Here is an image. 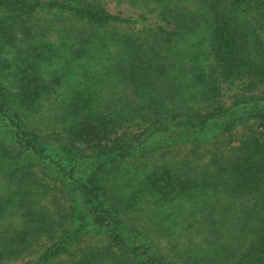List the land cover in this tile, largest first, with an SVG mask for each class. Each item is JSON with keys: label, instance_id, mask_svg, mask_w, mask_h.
I'll list each match as a JSON object with an SVG mask.
<instances>
[{"label": "trees", "instance_id": "16d2710c", "mask_svg": "<svg viewBox=\"0 0 264 264\" xmlns=\"http://www.w3.org/2000/svg\"><path fill=\"white\" fill-rule=\"evenodd\" d=\"M114 1L0 0V264H264V0Z\"/></svg>", "mask_w": 264, "mask_h": 264}, {"label": "rangeland", "instance_id": "374dc122", "mask_svg": "<svg viewBox=\"0 0 264 264\" xmlns=\"http://www.w3.org/2000/svg\"><path fill=\"white\" fill-rule=\"evenodd\" d=\"M105 6H106L107 9H109L112 12H118L120 14H124V15H127V16L138 17L140 19V21H143V22H145V21L148 22V21H150V19L154 18L152 13H150L148 15L146 14L147 19L146 18H142L140 16H137L136 12L138 10L135 12V10L132 9L127 4H125V3H116L114 0H106ZM139 127L140 126L137 125V124H132L130 126V128H128V130H131L133 132L135 130L140 129Z\"/></svg>", "mask_w": 264, "mask_h": 264}]
</instances>
